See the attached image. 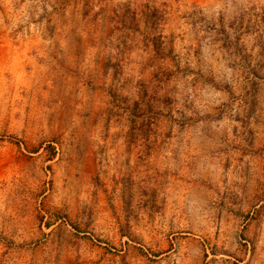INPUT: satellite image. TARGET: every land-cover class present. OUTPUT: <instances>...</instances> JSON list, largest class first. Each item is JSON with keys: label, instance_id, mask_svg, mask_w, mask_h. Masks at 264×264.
Wrapping results in <instances>:
<instances>
[{"label": "rangeland", "instance_id": "374dc122", "mask_svg": "<svg viewBox=\"0 0 264 264\" xmlns=\"http://www.w3.org/2000/svg\"><path fill=\"white\" fill-rule=\"evenodd\" d=\"M0 264H264V0H0Z\"/></svg>", "mask_w": 264, "mask_h": 264}]
</instances>
